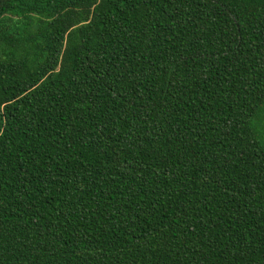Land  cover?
<instances>
[{
    "label": "trees",
    "instance_id": "16d2710c",
    "mask_svg": "<svg viewBox=\"0 0 264 264\" xmlns=\"http://www.w3.org/2000/svg\"><path fill=\"white\" fill-rule=\"evenodd\" d=\"M0 264H264V0H0Z\"/></svg>",
    "mask_w": 264,
    "mask_h": 264
}]
</instances>
